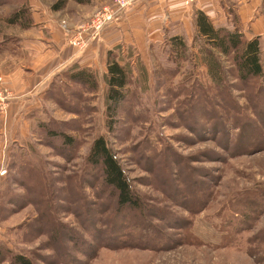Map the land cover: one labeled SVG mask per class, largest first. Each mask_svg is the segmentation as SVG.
<instances>
[{"label": "rangeland", "instance_id": "rangeland-1", "mask_svg": "<svg viewBox=\"0 0 264 264\" xmlns=\"http://www.w3.org/2000/svg\"><path fill=\"white\" fill-rule=\"evenodd\" d=\"M57 1L0 0V246L35 264H264V78L241 82L231 56L216 51L224 86L216 85L199 40L184 49L170 40L194 30L172 22L161 3L156 28L112 48L129 71L114 131L98 69L96 89L57 74L43 85L41 105H11L8 47L26 29L38 33L33 17L60 28L67 42L61 22L74 27L112 2L63 0L55 9ZM143 1V9L154 3L128 9ZM18 10V22H8ZM260 45L264 60V37ZM99 135L131 179L140 211L115 215L101 172L87 164ZM116 220L155 231L115 243L108 229Z\"/></svg>", "mask_w": 264, "mask_h": 264}, {"label": "crops", "instance_id": "crops-1", "mask_svg": "<svg viewBox=\"0 0 264 264\" xmlns=\"http://www.w3.org/2000/svg\"><path fill=\"white\" fill-rule=\"evenodd\" d=\"M149 2H154L149 8L143 9L145 5L143 1L126 10L83 52H76L69 46L61 29L53 28L47 23L46 18L36 19L32 16L34 19L32 26L39 30L38 33L26 29L13 47H8L11 51L12 68L7 76L10 79L9 85L15 92L11 105H41L42 97L46 93V87L43 85L47 81L50 82L57 74L61 75V72L72 64L105 72L108 50L128 40L132 44H137L138 39L133 40L132 37L138 36L147 26L150 28L158 26L161 3L167 4V17L171 18L172 22L182 20L190 25L192 30H194L193 13L201 10L216 25L238 28L246 39L255 36L264 37L262 0H192L189 3H185L184 0H150ZM190 39H192L191 35L182 40L185 43Z\"/></svg>", "mask_w": 264, "mask_h": 264}, {"label": "trees", "instance_id": "trees-1", "mask_svg": "<svg viewBox=\"0 0 264 264\" xmlns=\"http://www.w3.org/2000/svg\"><path fill=\"white\" fill-rule=\"evenodd\" d=\"M83 3L87 0H75ZM63 0H58L53 8L59 9L64 5ZM261 9L264 13V0H262ZM21 11H16L7 19L10 23L18 22L21 18ZM194 34L193 42L199 40L205 53L208 55L207 66L210 71L213 82L219 87H223L220 72L221 61L217 57L216 51L223 57L231 56L232 63L236 69V78L241 82H247L251 78H264V60L261 56L260 37L255 36L246 39L244 34L238 28H229L225 25H216L208 15L203 11L197 10L193 13ZM170 40L179 48H185L182 39L175 35ZM215 51H214V50ZM178 52L179 49H178ZM112 50L107 51L106 71L103 72V79L106 85V108L105 114L106 126L108 131H114L117 122V113L126 98V86L129 81V71L117 59L113 58ZM63 78L76 84L87 86L89 89H96L95 73L89 67H79L72 64L61 72ZM47 134L52 137H60L63 147L74 146V139L64 132L59 133L52 129H46ZM88 165L97 168L101 172L103 183L109 188L112 197L115 198L116 214L123 211H140L142 204L140 197L133 188L131 179L122 168L119 159L114 150L108 145L105 137L99 135L92 141L86 156ZM114 214V213H113ZM114 215V216H115ZM113 232L115 243L127 244L130 238H134L129 244H135L138 240L142 241L143 234H151L155 231L154 226L147 222L142 225L131 221L124 226L123 222H114L109 229ZM132 232H136L133 234ZM138 232H140L138 235ZM156 233H158L156 231ZM90 254L89 257L93 256ZM35 264L33 259L25 253H13L12 251L0 246V264Z\"/></svg>", "mask_w": 264, "mask_h": 264}, {"label": "built area", "instance_id": "built-area-1", "mask_svg": "<svg viewBox=\"0 0 264 264\" xmlns=\"http://www.w3.org/2000/svg\"><path fill=\"white\" fill-rule=\"evenodd\" d=\"M137 0H112L111 3L97 9L86 20L74 27H69L65 22L60 26L65 31L69 46L76 52L85 51L88 46L97 40L102 31L111 23L119 19L123 13ZM189 3L192 0H184Z\"/></svg>", "mask_w": 264, "mask_h": 264}]
</instances>
